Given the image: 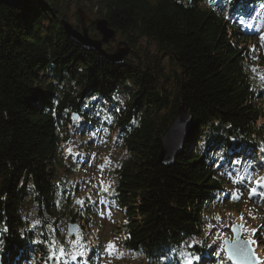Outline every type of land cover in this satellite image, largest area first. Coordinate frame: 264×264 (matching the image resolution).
Returning a JSON list of instances; mask_svg holds the SVG:
<instances>
[{
	"label": "trees",
	"instance_id": "trees-1",
	"mask_svg": "<svg viewBox=\"0 0 264 264\" xmlns=\"http://www.w3.org/2000/svg\"><path fill=\"white\" fill-rule=\"evenodd\" d=\"M87 1L0 5V264L51 262V236L43 225L36 240L22 207L30 198L60 217L53 164L76 122L80 135L107 126L128 153L113 193L123 245L151 264H186L183 243L202 236L204 211L227 190L217 156L264 162V86L252 78L264 52L255 58L258 30L241 26L261 0ZM71 5L107 19L129 46L122 63L67 34ZM181 104L193 126L166 165L162 138Z\"/></svg>",
	"mask_w": 264,
	"mask_h": 264
},
{
	"label": "rangeland",
	"instance_id": "rangeland-1",
	"mask_svg": "<svg viewBox=\"0 0 264 264\" xmlns=\"http://www.w3.org/2000/svg\"><path fill=\"white\" fill-rule=\"evenodd\" d=\"M81 1L82 6L88 9V1ZM223 2L228 3L229 0ZM77 6H72L68 20L74 26L79 25L77 27L81 29ZM87 16L93 18L88 12ZM241 26L250 32L258 30L259 44L256 46V54L262 56L264 0L258 2L250 19L241 20ZM87 27L92 37H100L98 30L97 34H93L90 21ZM115 41L111 42L117 46L118 41ZM253 67L252 78L258 85L264 86V57ZM126 94L124 99L127 97ZM77 127L78 122L70 133L64 134L61 149L53 164L54 185L59 196L57 199L60 198L59 203L67 199L60 206L62 207L60 217L46 213L40 216L37 206L28 198L22 207L27 222L26 229L32 228L35 239L39 240L38 233L44 225L46 234L51 236L52 249L63 243L66 255L62 259L67 264H151L142 253L134 252L123 245L125 233L119 228L122 218L113 196L117 183L115 169L128 156L126 149L117 141V136L110 133L107 126L92 129L82 135L78 133L80 129ZM202 143L200 142V145ZM101 165H104L103 169ZM216 167L227 180V190L204 211L202 236L189 238L183 243L180 250L181 260L184 259L186 264H235L225 260L224 248L227 239L233 240L232 226L238 223L244 225L243 238L248 242L255 241L249 245L257 258V263L261 264L264 258L258 254L264 255V198L259 196L249 198L248 189L255 186L257 179L264 177V162H256L241 155L234 159L217 156ZM242 177L245 178L243 182H241ZM237 190L240 194L239 200L235 198ZM30 192L32 193V190ZM73 213L77 215L78 220L72 219ZM88 213L92 214L91 217L88 218V222L82 224L81 220L87 217ZM241 214L243 220L240 219ZM217 216L220 219H216ZM252 216L255 218H251ZM91 219L93 221L89 223ZM70 223H75L77 234L69 233ZM74 240L80 241L78 251L69 243ZM110 242L115 245V249L111 251L107 250ZM203 242H207L210 247V254L204 250H193L192 247L202 246ZM193 256H198L200 259L193 260ZM62 259H51V262L46 264H62ZM260 259L263 260L260 262Z\"/></svg>",
	"mask_w": 264,
	"mask_h": 264
},
{
	"label": "water",
	"instance_id": "water-1",
	"mask_svg": "<svg viewBox=\"0 0 264 264\" xmlns=\"http://www.w3.org/2000/svg\"><path fill=\"white\" fill-rule=\"evenodd\" d=\"M20 2L21 0H0V5L5 4L9 6H16ZM78 13L81 22V29L75 27L74 24L67 19L62 20L67 34L85 49L101 51L102 53L108 55L115 63H122L123 58L129 49L126 42L119 40L114 52L111 54H107V51L103 48L105 42L108 43L117 40L116 32L113 28L109 27L107 19L99 17L92 19L87 16L86 10L81 7L78 9ZM89 21L95 24L97 30L101 34L100 37L94 38L89 34L87 27ZM192 126L193 114L183 104H181L174 120L163 134L160 152L161 163L166 165L173 163L176 156L185 146L186 139L192 129ZM239 226L240 224H233V240H226L225 251L229 257L230 249L235 251L236 247H244L247 245V248H245L243 253L233 255V258L230 260L236 264H258L256 260L257 258L254 256L248 240L243 238V229ZM68 231L70 234H77L75 223H70ZM228 241H231L232 243L229 244ZM237 242H239V244H237ZM248 249H251V251H248Z\"/></svg>",
	"mask_w": 264,
	"mask_h": 264
},
{
	"label": "snow or ice",
	"instance_id": "snow-or-ice-1",
	"mask_svg": "<svg viewBox=\"0 0 264 264\" xmlns=\"http://www.w3.org/2000/svg\"><path fill=\"white\" fill-rule=\"evenodd\" d=\"M100 167H101V169H103L104 165H101ZM244 179L245 178L242 177L241 178V182H243ZM262 181H264V177H261V178L257 179L255 181V186L248 189L249 198H251L253 196H259L261 198H264V182H262ZM235 198L237 200L240 199V194H239L238 190L235 193ZM78 203H83V201H78ZM251 218H255V217L252 216ZM216 219H220V217L217 216ZM240 219L243 220V214H241ZM239 227L243 228L244 225H240ZM252 231H255V230H252ZM69 243L74 248H76L77 251L79 250L80 241L74 240V241H69ZM228 243L231 244L232 242L228 241ZM248 243H255V241H249ZM237 244H239V242H237ZM245 248H247V245H245L244 247H236L235 251L230 249L229 250V259H232L233 255H235V254L243 253L245 251ZM113 249H115V245L112 242H110L109 245L107 246V250L111 251ZM248 251H251V249H248ZM65 255H66V249L64 248L63 243H60L58 247H54L52 249V256H50L49 258L50 259H62ZM189 255L191 256V254H189ZM192 259L198 261L200 259V257L193 256ZM261 264H264V262H261Z\"/></svg>",
	"mask_w": 264,
	"mask_h": 264
},
{
	"label": "bare ground",
	"instance_id": "bare-ground-1",
	"mask_svg": "<svg viewBox=\"0 0 264 264\" xmlns=\"http://www.w3.org/2000/svg\"><path fill=\"white\" fill-rule=\"evenodd\" d=\"M261 258H264V255H262V254H258ZM263 260V259H262ZM261 259H260V262L262 261Z\"/></svg>",
	"mask_w": 264,
	"mask_h": 264
}]
</instances>
